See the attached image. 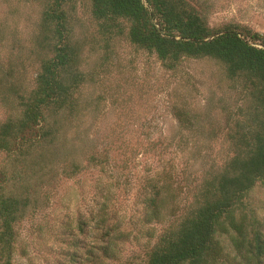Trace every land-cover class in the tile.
Instances as JSON below:
<instances>
[{"label": "rangeland", "instance_id": "374dc122", "mask_svg": "<svg viewBox=\"0 0 264 264\" xmlns=\"http://www.w3.org/2000/svg\"><path fill=\"white\" fill-rule=\"evenodd\" d=\"M44 1L0 0V126L21 116L50 54L41 45ZM185 1L212 30L264 35V0ZM72 4L70 39L82 82L72 107L52 114L55 142L23 157L0 151V167L14 174L7 185L23 186L18 196L29 201L15 213L11 246L0 242V264L8 255L11 264H147L174 217L195 206L203 184L227 172L240 140L258 128L256 100L247 80L230 77L220 62L184 58L168 68L129 42L128 22L103 33L90 0ZM45 152L60 161L43 162ZM243 216L249 238L256 231L264 237V183L234 212L237 221ZM224 227L229 232L215 237L217 264H250Z\"/></svg>", "mask_w": 264, "mask_h": 264}, {"label": "trees", "instance_id": "16d2710c", "mask_svg": "<svg viewBox=\"0 0 264 264\" xmlns=\"http://www.w3.org/2000/svg\"><path fill=\"white\" fill-rule=\"evenodd\" d=\"M73 0H45L40 23L45 33L41 45L50 53L41 62L36 86L21 102L20 117L8 119L0 126V151L10 157H23L28 151L57 139L52 119L66 106L72 107L73 93L82 82L76 72L78 50L71 45L69 5ZM91 16L103 33L118 29L119 21L129 23L127 38L138 48L154 53L168 68L181 59L208 58L226 67L230 77H243L252 87L259 125L240 140L241 150L234 155L225 174L203 184L195 195V206L183 216L174 217L147 253V264H217V233H227L224 221L235 235L231 245L246 254L250 264H264V237L256 231L249 238L246 218L237 221L234 212L256 182L264 183V35L235 26L220 30L208 27L204 18L185 0H90ZM47 111L50 113L47 114ZM51 122H50V121ZM56 138V139H55ZM43 162L51 166L60 161L45 152ZM37 162H32L35 166ZM7 167H0V216H5L0 242L12 243L11 224L19 206L25 208L28 197H19L21 187H10ZM77 171V169H76ZM159 186L149 189V204L156 205ZM13 187V188H12ZM25 188L23 187V193ZM22 193V194H23ZM252 226V225H251ZM7 259L3 264H11Z\"/></svg>", "mask_w": 264, "mask_h": 264}]
</instances>
